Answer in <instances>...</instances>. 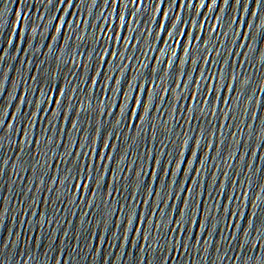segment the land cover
Returning a JSON list of instances; mask_svg holds the SVG:
<instances>
[{"label":"snow or ice","instance_id":"snow-or-ice-1","mask_svg":"<svg viewBox=\"0 0 264 264\" xmlns=\"http://www.w3.org/2000/svg\"><path fill=\"white\" fill-rule=\"evenodd\" d=\"M132 2H135V0H132ZM141 2H143V0H141ZM165 2H167V0H165ZM256 2H259V0H256ZM253 15H256V14L253 13ZM120 19L123 21V17H120ZM161 27H163V25H161ZM248 27L251 28L252 25L249 24ZM259 27H260V26L257 27L258 30H259ZM165 30H166V29H165ZM169 35H171V34H169ZM189 59L191 60V56H189ZM157 62L160 63L159 60H158ZM167 64L172 68V61H171V60H167ZM163 71H165V70H163ZM168 74H169V73H168ZM184 75L186 76V75H188V73H185V72H184ZM209 79H214V77H209ZM178 86H179V85H178ZM139 87H140V86L138 85V88H139ZM185 87H187V85H185ZM205 88H208V85H207V84L205 85ZM142 90H143L144 92L147 93V90H146L145 88L142 89ZM167 91H169V90H167ZM208 91H209V94L212 95V94H215V92L217 91V89H216L215 85H213L211 88L208 89ZM42 94H43V93H42ZM60 95L63 96L65 99H67V93H66V92H61ZM189 96H190V98H191L194 102H196L197 105H199V103H200L201 101L198 99V96H197V95H193L192 93H190ZM131 99L137 104V106H139V107H141V108L144 106L143 101L140 100V99H138L136 96H135V97H131ZM22 102H23V101H22ZM45 102L47 103V102H49V101L46 100ZM50 102H51V104L60 107V108H61V115H64V114H63V111H62V109H63V105H62L61 101L56 100L55 98H53ZM69 103H71V101H69ZM204 103H208V102H207V101H204ZM117 107H120V105H117ZM122 111H123V109H122ZM128 111L131 113V108H130V107L128 108ZM133 115L136 116V117L138 118V114L133 113ZM72 127H73V128H76V125L73 124ZM9 128H11V125H9ZM83 131H84V130H83ZM89 138H90V137H89ZM193 139H195V137H193ZM37 143H38V142H37ZM109 147H110V146H109ZM191 151H192V149H191ZM94 155L99 156L100 154L97 152V153H94ZM100 158L103 159V157H100ZM153 159H155V157H153ZM156 162H157L158 164L160 163L159 161H156ZM173 162H174V161H173ZM183 162H184V163H188V161H187L186 159H185ZM161 170L164 171L163 167L161 168ZM180 171L183 172L182 168H180ZM166 174L169 175V176H173V175H174V174L172 173V171H171V168H168V169H167V173H166ZM153 175H155V174H153ZM155 179H156L157 182H160V177H159V175H155ZM164 186L167 187V184L165 183ZM75 187H77V188L79 189V188H82V187H84V186H83V185H76ZM189 191H191V190H189ZM155 194H156V193H154V195H155ZM185 203H186V202H185ZM189 210H190V209H189ZM176 211L179 212V209H176ZM195 223L198 224L201 228H204V225L200 224L199 220H196ZM173 231H186V229H175V230H173ZM143 236H144L145 242H148V241L151 239V237L148 236V235H144V234H143ZM249 243H250V242H249ZM183 245H184V244H183ZM180 246H181V241H180ZM241 246L244 247L245 245L241 244ZM254 247H256V244L254 245ZM256 264H261L260 259H257Z\"/></svg>","mask_w":264,"mask_h":264}]
</instances>
